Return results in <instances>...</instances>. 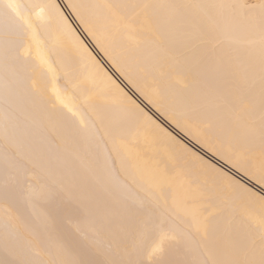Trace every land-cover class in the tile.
<instances>
[{
  "label": "snow or ice",
  "instance_id": "obj_1",
  "mask_svg": "<svg viewBox=\"0 0 264 264\" xmlns=\"http://www.w3.org/2000/svg\"><path fill=\"white\" fill-rule=\"evenodd\" d=\"M65 7L98 44L102 22L113 54L101 50L117 71L230 170L120 89L127 119L153 125L176 163L158 161L145 176L123 139L109 142L81 118L106 198L61 183L36 143L60 149L44 109L78 116L65 103L71 70L56 67L41 40L53 21L75 36ZM117 57L131 60L127 70ZM0 141V264H264V0H0Z\"/></svg>",
  "mask_w": 264,
  "mask_h": 264
},
{
  "label": "bare ground",
  "instance_id": "obj_2",
  "mask_svg": "<svg viewBox=\"0 0 264 264\" xmlns=\"http://www.w3.org/2000/svg\"><path fill=\"white\" fill-rule=\"evenodd\" d=\"M25 2H34V0H25ZM40 2H49V0H40ZM58 2L66 6L69 0H58ZM74 2L102 4L124 2V0H74ZM65 12L75 36L67 35L64 31L59 30L53 21L47 29H41V40L47 44L51 52V59L56 62L55 66L62 70H71V82L67 87L65 103L72 107L78 116L69 118L67 110L62 108L44 109L42 117L45 124L49 127L58 126L60 149L59 151L50 150L39 137H37L36 143L38 150L51 153L48 167L61 183L66 187L79 184L82 191L90 193L101 203L106 198L103 188L95 181L94 161L88 156L82 139L83 133L79 124L81 118L90 128L95 126L96 129H99L109 142L116 137L123 139L131 152V156L128 158L129 165L135 166L145 176L150 175L158 161L167 162L170 168L176 163L169 159L173 155V145L164 141L153 125L143 119L138 121L127 119L126 101L120 89L136 100L157 124H160L192 152L203 156L217 166L223 165L226 170H230L229 165L213 156L202 145L197 144L189 135L177 128L167 116L157 112L149 105L117 71L113 61L109 59L105 51L101 50V45H103L110 54H113V47H110L105 39L107 34L104 32L102 22L98 23L95 28L100 41L98 44L70 9L65 7ZM49 32L52 39H49ZM53 40L56 41L55 47H53ZM84 49H87V52ZM32 52L33 55L36 54L35 46H33ZM88 53L91 55L89 56ZM117 59L126 66L127 70V64H130L131 60L125 61L122 57H117ZM133 75L135 76L134 71ZM108 77H111V80ZM112 81H115V84ZM60 83L64 84L65 81L62 79ZM116 85H119V88ZM180 162L182 163V161ZM176 186L177 193L183 195L184 189L187 187L183 177L177 178ZM2 216L3 206L0 205V217ZM114 227H118V225H114Z\"/></svg>",
  "mask_w": 264,
  "mask_h": 264
}]
</instances>
